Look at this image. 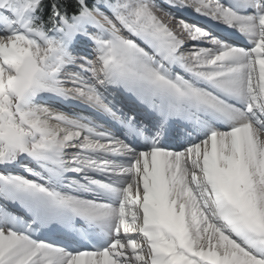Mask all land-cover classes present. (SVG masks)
Listing matches in <instances>:
<instances>
[{
  "label": "snow or ice",
  "instance_id": "obj_1",
  "mask_svg": "<svg viewBox=\"0 0 264 264\" xmlns=\"http://www.w3.org/2000/svg\"><path fill=\"white\" fill-rule=\"evenodd\" d=\"M0 264H264V0H0Z\"/></svg>",
  "mask_w": 264,
  "mask_h": 264
},
{
  "label": "bare ground",
  "instance_id": "obj_2",
  "mask_svg": "<svg viewBox=\"0 0 264 264\" xmlns=\"http://www.w3.org/2000/svg\"><path fill=\"white\" fill-rule=\"evenodd\" d=\"M185 16L188 18L189 21H199V24H202V25H208V21L205 20L203 17H198L196 16L194 13L192 12H188V13H185ZM215 31L218 33V34H222V35H226V37L229 39V41H235L236 43H239V37L235 34V32H233V30H230L228 28H226V26L224 25H219V26H215Z\"/></svg>",
  "mask_w": 264,
  "mask_h": 264
},
{
  "label": "rangeland",
  "instance_id": "obj_3",
  "mask_svg": "<svg viewBox=\"0 0 264 264\" xmlns=\"http://www.w3.org/2000/svg\"><path fill=\"white\" fill-rule=\"evenodd\" d=\"M197 23H199V21H196Z\"/></svg>",
  "mask_w": 264,
  "mask_h": 264
}]
</instances>
